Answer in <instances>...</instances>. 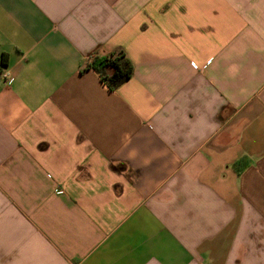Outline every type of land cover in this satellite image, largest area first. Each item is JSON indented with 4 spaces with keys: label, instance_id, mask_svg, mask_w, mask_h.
<instances>
[{
    "label": "crops",
    "instance_id": "obj_1",
    "mask_svg": "<svg viewBox=\"0 0 264 264\" xmlns=\"http://www.w3.org/2000/svg\"><path fill=\"white\" fill-rule=\"evenodd\" d=\"M0 264H264V0H0Z\"/></svg>",
    "mask_w": 264,
    "mask_h": 264
},
{
    "label": "trees",
    "instance_id": "obj_2",
    "mask_svg": "<svg viewBox=\"0 0 264 264\" xmlns=\"http://www.w3.org/2000/svg\"><path fill=\"white\" fill-rule=\"evenodd\" d=\"M86 68L98 74L110 90L117 89L133 73L132 63L123 52L95 56L87 63Z\"/></svg>",
    "mask_w": 264,
    "mask_h": 264
}]
</instances>
